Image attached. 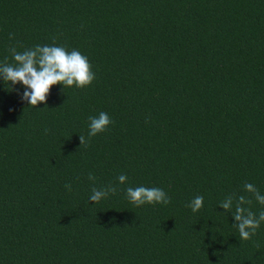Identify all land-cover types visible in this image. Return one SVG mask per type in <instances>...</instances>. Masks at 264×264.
Wrapping results in <instances>:
<instances>
[{"label":"trees","instance_id":"obj_1","mask_svg":"<svg viewBox=\"0 0 264 264\" xmlns=\"http://www.w3.org/2000/svg\"><path fill=\"white\" fill-rule=\"evenodd\" d=\"M37 45L95 79L36 108L0 82V264H264V223L243 241L219 207L264 193V0H0V62ZM138 186L170 203L132 205Z\"/></svg>","mask_w":264,"mask_h":264},{"label":"clouds","instance_id":"obj_2","mask_svg":"<svg viewBox=\"0 0 264 264\" xmlns=\"http://www.w3.org/2000/svg\"><path fill=\"white\" fill-rule=\"evenodd\" d=\"M9 51L12 62L9 63L7 58L0 62V82L9 91L14 90L15 86L19 84L24 89L21 101L27 102L32 108L45 104L50 89L55 85H62L63 88L73 86L86 88L95 79L88 58L78 50L68 51L62 46L37 45L24 51H17L15 47H12ZM111 123V118L105 112L99 113L96 117H90L88 136L87 138L83 135L79 136L80 145L87 146L88 139L105 132ZM88 178L95 181V177L91 174ZM117 179L119 184L123 185L128 178L121 174ZM66 187L71 189V185H66ZM244 191L248 195L233 193L225 197L219 207L226 213H232L235 222L232 227L237 229L241 240L248 241L264 223V210L257 214L250 207L254 199L264 208V193H261L251 183L244 185ZM116 193L115 186L110 185L100 189L93 187L89 201L92 204H97L107 199L109 195ZM126 196L129 202L136 207L170 203L165 191L156 187H128ZM203 202V196H196L187 207L196 213L203 207Z\"/></svg>","mask_w":264,"mask_h":264}]
</instances>
